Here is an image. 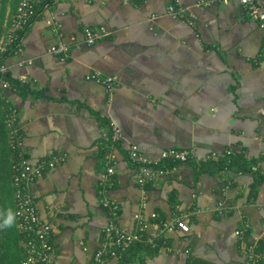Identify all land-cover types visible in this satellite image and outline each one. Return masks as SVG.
I'll list each match as a JSON object with an SVG mask.
<instances>
[{
  "label": "crops",
  "instance_id": "crops-1",
  "mask_svg": "<svg viewBox=\"0 0 264 264\" xmlns=\"http://www.w3.org/2000/svg\"><path fill=\"white\" fill-rule=\"evenodd\" d=\"M197 1L55 0L24 29L20 52L3 58L7 76L28 87L4 92L23 154L31 163L62 157L30 185L57 264H85L98 246L108 219L99 203L107 167L99 146L111 124L121 140L108 156L105 196L118 207V226L134 231L138 214L153 241L129 247L124 264H243L246 247L264 242V63L256 60L263 29L237 0ZM172 3L184 18L166 13ZM48 17L68 47L63 58L48 52L57 40ZM85 26L107 34L86 45ZM93 72L115 80L107 87L85 78ZM128 143L150 161L167 148L192 158L141 189ZM212 152L255 163L215 170L204 164ZM175 219L182 228H160Z\"/></svg>",
  "mask_w": 264,
  "mask_h": 264
},
{
  "label": "built area",
  "instance_id": "built-area-1",
  "mask_svg": "<svg viewBox=\"0 0 264 264\" xmlns=\"http://www.w3.org/2000/svg\"><path fill=\"white\" fill-rule=\"evenodd\" d=\"M123 1L128 2L130 0ZM226 1L228 0H198L196 5H208L214 2ZM237 1L243 6L248 17L263 29L256 60L259 63H264V0ZM53 2L55 0H18L13 11L4 16L0 25V104L3 109L2 124L5 129L7 145L15 155L11 165L13 171L11 179L13 184V212L16 214L15 227L22 235L19 241L21 249L19 264H28L30 258L32 264H57L51 228L47 222L41 220L37 215L30 185L44 171L52 169L58 161L62 160V157L51 155L32 164L23 156L22 134L17 124V111L4 93L9 88V83L6 79L7 66L3 62L2 56L9 51H11L10 54L20 52L21 37L24 29L41 9H48ZM165 11L168 15L175 18L181 19L185 17V10L174 3L168 4ZM185 20L189 23L191 22L189 19ZM45 22L57 36V40L48 47V52L60 58L65 57L68 47L59 38L60 33L57 21L48 17ZM81 32L82 41L86 45H91L107 34V31L101 26H85ZM85 78L104 84L107 87L111 86L115 80L113 76H102L98 72L90 73ZM120 138L119 129L116 125L111 124L109 140L118 142L121 140ZM124 151L127 161L134 167L135 182L141 189L146 183H151L167 172L169 173L174 168L175 163L183 164L192 158L191 153L185 149L167 148L159 153L158 160L150 161L139 154L135 144L129 143L124 145ZM225 154L229 153L225 152ZM216 155V153L212 152L206 158H214ZM105 170L106 174L102 176V180L99 183V203L106 210L108 219L102 229L98 246L92 251L89 261L85 264H122L123 254L132 244H153L152 239L145 237L143 234L145 223L140 215H134L136 220V229L134 231H126L115 223L118 207L105 196L112 184L108 178L113 173L112 165H107ZM217 206L220 207L221 202H218ZM150 217H155V214L151 213ZM172 225L178 228L183 227L182 221L175 219L174 222H161L160 228L165 229ZM262 232L264 233V226ZM234 233L239 235L242 230H236ZM243 264H264V252L256 250L254 245H248Z\"/></svg>",
  "mask_w": 264,
  "mask_h": 264
},
{
  "label": "trees",
  "instance_id": "trees-1",
  "mask_svg": "<svg viewBox=\"0 0 264 264\" xmlns=\"http://www.w3.org/2000/svg\"><path fill=\"white\" fill-rule=\"evenodd\" d=\"M17 1L18 0H0V25L2 23V20L4 19L5 7L9 6L8 9L10 13L13 11ZM10 53L11 51H9L8 53H4V55L7 56V54ZM4 55L2 56L3 58L5 57ZM6 79L9 83L8 90H26L28 88L26 86L27 83L23 81H20L18 79H11L8 76H6ZM2 119L3 109L0 104V212H5L7 209H11L13 211V184L11 179L13 171L11 165L15 159V155L12 153V151L7 145L5 129L2 124ZM106 136H109V128L107 129ZM102 143L103 145L99 146V157L104 160V165L106 164L107 166L111 162L108 156L110 155L113 147L116 149L119 148V142H113L107 139ZM106 153L107 158L105 157ZM23 156L26 158L24 154ZM207 159L208 160H206L204 164L206 166L213 167V169L215 170H221L224 168H234L236 170L243 171L245 166L252 165L255 163V160L241 161L238 156H231L229 154H220L216 155V157L214 158ZM21 236V233L17 231L15 225L12 228L0 230V264H19L21 258V249L19 246V241L21 239ZM163 239L159 237V239L156 240L155 246L158 247V245L161 244L160 242H162ZM142 246L143 245L140 243H135L132 244L130 248L137 249L139 251L145 249V247ZM255 249L264 252V242L260 241L259 244L255 246ZM127 260L129 259L126 250L121 259L122 264L126 263Z\"/></svg>",
  "mask_w": 264,
  "mask_h": 264
},
{
  "label": "clouds",
  "instance_id": "clouds-1",
  "mask_svg": "<svg viewBox=\"0 0 264 264\" xmlns=\"http://www.w3.org/2000/svg\"><path fill=\"white\" fill-rule=\"evenodd\" d=\"M16 223V214L7 209L5 212H0V230L12 228ZM28 264H32L31 258Z\"/></svg>",
  "mask_w": 264,
  "mask_h": 264
}]
</instances>
